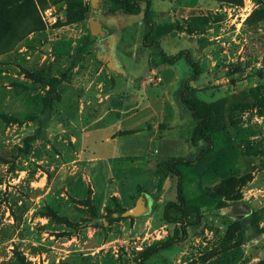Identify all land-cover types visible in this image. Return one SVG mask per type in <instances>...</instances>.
<instances>
[{
  "label": "rangeland",
  "instance_id": "obj_1",
  "mask_svg": "<svg viewBox=\"0 0 264 264\" xmlns=\"http://www.w3.org/2000/svg\"><path fill=\"white\" fill-rule=\"evenodd\" d=\"M6 1L11 21L0 26V264H134L137 252L169 231L156 218L154 226L147 223L157 197L147 198L139 187L133 193L136 184L150 181L149 174L125 165V156L136 152L129 147L136 134L123 135L117 145L111 136L133 124L126 110L141 100L164 102L178 124L191 128L179 96L192 70L183 58L172 66L159 60L157 66V50L140 44L142 13L107 12L109 0L0 3ZM151 3L157 14L175 8L173 22L169 14L153 18L177 27L157 39L166 55L186 50L200 64L202 74L190 83L194 91L188 96L209 102L250 89L264 96V0ZM48 8L55 21L44 23ZM88 20H99L109 37L91 36ZM109 40H114V60L103 56ZM55 77L59 99L45 108L42 81ZM150 109L155 113L159 107ZM231 116L234 146L254 161L250 180L242 184L249 176L244 175L229 186L216 172L202 174L209 164L210 171L218 165L224 174L233 158L226 152L216 160L222 149L217 141L201 168L183 170L184 195L187 205L198 207L199 225L188 228L178 248L159 251L147 264L264 262V234L230 249L225 232L236 219L230 208H218L219 202L240 196L254 223L264 228V104L235 107ZM205 148L201 142L184 157L193 160ZM175 185L174 177L164 180L161 205L174 200ZM138 197L149 204L145 215L107 219L108 212L118 215L117 205L126 210Z\"/></svg>",
  "mask_w": 264,
  "mask_h": 264
},
{
  "label": "trees",
  "instance_id": "obj_2",
  "mask_svg": "<svg viewBox=\"0 0 264 264\" xmlns=\"http://www.w3.org/2000/svg\"><path fill=\"white\" fill-rule=\"evenodd\" d=\"M10 1V0H9ZM31 0H17L18 3L26 4ZM216 2L225 3H237L239 0H211ZM109 8L107 12L121 11L126 15H137L142 13V22L145 26V32L142 38V47L155 48L159 55L161 62L165 65L171 66L180 59H184L190 66L192 74L183 84L182 91L179 99L181 104L187 109L190 117L193 121V129L190 136V144L196 146L203 142L206 144V148L200 151L193 160L183 158H169L161 161L156 165L157 184L156 193H159L164 180L168 177H174L176 181L175 185V198L173 201H169L162 206L161 221L168 227V235L163 239L152 243L141 251L137 252L133 257L134 264H147L148 259L159 251L172 248L178 244L183 243L187 239L188 228L197 227L201 221V213L196 206L187 205V199L184 195L183 183H184V169H196L201 168V164L205 161V157L212 154L217 146V141L222 145L221 153L216 157L218 160L220 157H224L225 153H231L232 159L227 162L224 174H221L220 167L215 163V170L210 171V164L203 169L202 174L206 175L212 172L225 179L230 186L234 178H239L244 175H249L241 181L245 184L250 180V173L254 168V161L248 159L245 155L233 144V132L235 124L231 116V112L235 107H245L250 105L264 104V96H261L257 90L250 89L248 91H242L237 94L230 93L227 96L218 98L213 101H204L197 96H188L193 92V87L190 83H195L202 74L200 70V64L194 61L190 53L186 50H181L173 57H168L162 50L157 39L166 36L172 32L177 31V27L173 23L158 24L153 19V15L150 10V0H109ZM8 1L0 5V26H8L11 21L9 17L11 4L7 5ZM43 85L47 88L46 95L43 99V105L45 108H50L54 100L59 99V95L56 94V87L60 83L59 78H50L42 81ZM161 163V164H160ZM213 164V163H211ZM160 170L157 172V167ZM244 172V173H243ZM141 189L139 188L138 191ZM142 191V190H141ZM143 194L144 191H143ZM114 200V199H112ZM112 200L109 202L111 203ZM240 196L233 199H225V201L218 203L219 209L231 208L234 205L240 204ZM125 209H122L120 205H117L115 213L121 214ZM114 212H108L107 219L110 222H114L121 219L118 216L116 219L112 217ZM170 229V230H169ZM225 238L230 243V249H239L242 245L256 239L258 236L264 234V228L258 227L254 223V215L251 214L241 220H235L229 225L225 232ZM187 264V263H186ZM257 264H264L263 261H259Z\"/></svg>",
  "mask_w": 264,
  "mask_h": 264
},
{
  "label": "crops",
  "instance_id": "obj_3",
  "mask_svg": "<svg viewBox=\"0 0 264 264\" xmlns=\"http://www.w3.org/2000/svg\"><path fill=\"white\" fill-rule=\"evenodd\" d=\"M159 1L165 2V0H159ZM174 9L175 8L173 7V5H171V7H168L167 9L168 14L170 16V20L168 22H173L175 20L174 12H173ZM150 10L153 15V18L154 17L157 18V16L163 17V15L164 16L168 15V14L166 15V13L164 12L162 14L159 13L157 14L156 12H153L152 3L150 6ZM97 21L99 22V20ZM168 22H164V23H168ZM139 25L140 26L143 25L145 32L144 24L143 23L141 24L140 22ZM100 27L103 31V36H100L99 38H101V40L102 38H108L109 36L105 34L107 32L103 29L101 23H100ZM170 34H168L167 36H169ZM142 38L143 35L141 36L140 44H142ZM106 42L108 43V46L107 48L105 47L106 50H104L103 56L104 57L107 56V58L109 59L112 58L114 60V58L116 57L115 49L112 47V44H114V40L111 42L110 40L105 41V43ZM157 60H158L157 66L159 65L161 66V64L159 63L160 58H158ZM157 66L153 69L152 73L156 71ZM155 76L157 75L155 74ZM160 83L161 80L158 84ZM153 104H156L159 107V109L155 111V113H152V110L150 109ZM126 113H131V115H129L128 117L127 122H129V120H132L133 124L131 126L126 127L123 130L121 127L117 132L118 134L115 133L111 136V140L114 141L117 145L119 140L126 139V137H124L123 135H126L128 133L136 134L133 135L134 137L133 139L136 140L135 143H131V146H129L130 148L135 149L136 152L135 153L131 152L129 155L125 156L128 159L125 165L126 166L134 165V167L138 169L137 172H140L141 174H149L150 176L149 178L150 181H148L147 184H145L144 182L140 184L138 183L135 185V187H132V189L134 190L133 193H135V189L139 187L141 190L144 191L147 198L157 197L156 200V204L158 205L156 207L157 210L155 211V213H152L147 218L148 219L147 223H149V226L150 225L154 226L155 223L161 221L160 217L162 214V206L159 201V197H160L159 195L162 192L163 184L160 192L156 193L157 177L153 175V171L156 168V164L158 162L167 160L169 158L186 159L184 156L190 152L191 148H193V146L190 144V136L192 132L191 128L193 124L191 123L192 124L191 128H188L186 130L185 127L184 129L185 125L178 124L177 121H175L173 109L167 106V104H165L164 102H158L156 100L138 101L135 106H133L130 109H127ZM149 113L151 115H149ZM123 131H125L126 133L121 134V132ZM118 136H120L121 138H119ZM117 157L120 158L119 155ZM110 161H112L113 164L118 163L117 158H112ZM120 162L122 163L123 161ZM131 195L128 196L127 200L130 199ZM147 206H148L147 208H149V204ZM154 219L156 220L155 223H154ZM163 227L168 229L167 225H163ZM178 246L179 244L176 245V248H178ZM186 256H187V252L182 253L180 255L179 261L185 260ZM183 263L184 261L181 264Z\"/></svg>",
  "mask_w": 264,
  "mask_h": 264
},
{
  "label": "water",
  "instance_id": "obj_4",
  "mask_svg": "<svg viewBox=\"0 0 264 264\" xmlns=\"http://www.w3.org/2000/svg\"><path fill=\"white\" fill-rule=\"evenodd\" d=\"M88 28L91 36H103V31L100 27V24L96 20H88ZM147 211L148 208L144 205L143 198L138 197L132 207L124 210V212L119 215L113 214L112 217L116 218L119 216L121 218H136L145 215ZM230 214L234 219L241 220L250 214V210L247 205L240 203L230 208Z\"/></svg>",
  "mask_w": 264,
  "mask_h": 264
},
{
  "label": "built area",
  "instance_id": "obj_5",
  "mask_svg": "<svg viewBox=\"0 0 264 264\" xmlns=\"http://www.w3.org/2000/svg\"><path fill=\"white\" fill-rule=\"evenodd\" d=\"M55 11L53 10V9H51V8H48V9H45L44 11H43V14H44V16H45V19L44 18H42V20H43V22L45 23V22H54L55 21ZM46 20V21H45Z\"/></svg>",
  "mask_w": 264,
  "mask_h": 264
}]
</instances>
